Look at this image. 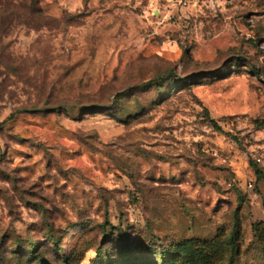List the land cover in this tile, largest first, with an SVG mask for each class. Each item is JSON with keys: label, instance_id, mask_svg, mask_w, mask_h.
I'll list each match as a JSON object with an SVG mask.
<instances>
[{"label": "rangeland", "instance_id": "1", "mask_svg": "<svg viewBox=\"0 0 264 264\" xmlns=\"http://www.w3.org/2000/svg\"><path fill=\"white\" fill-rule=\"evenodd\" d=\"M264 264V0H0V264Z\"/></svg>", "mask_w": 264, "mask_h": 264}, {"label": "trees", "instance_id": "2", "mask_svg": "<svg viewBox=\"0 0 264 264\" xmlns=\"http://www.w3.org/2000/svg\"><path fill=\"white\" fill-rule=\"evenodd\" d=\"M165 264H168V263H165Z\"/></svg>", "mask_w": 264, "mask_h": 264}]
</instances>
